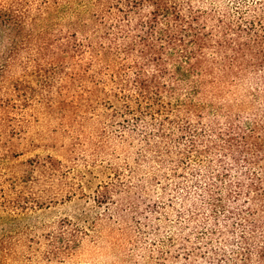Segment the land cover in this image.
Here are the masks:
<instances>
[{
	"label": "trees",
	"instance_id": "1",
	"mask_svg": "<svg viewBox=\"0 0 264 264\" xmlns=\"http://www.w3.org/2000/svg\"><path fill=\"white\" fill-rule=\"evenodd\" d=\"M68 2L74 29L38 27ZM0 24V205L85 194L35 153L45 111L76 162L108 170L93 200L131 262L264 264V0H0ZM89 236L63 217L21 240L64 264Z\"/></svg>",
	"mask_w": 264,
	"mask_h": 264
},
{
	"label": "rangeland",
	"instance_id": "2",
	"mask_svg": "<svg viewBox=\"0 0 264 264\" xmlns=\"http://www.w3.org/2000/svg\"><path fill=\"white\" fill-rule=\"evenodd\" d=\"M73 11V6L69 2L58 7L53 5L48 10L46 21L38 22V27L47 26L50 29L64 31L74 29L76 24ZM6 44L7 34L0 24V55ZM56 126L57 120L54 115H49L45 111L39 112V120L33 132L34 137L42 145L35 153L54 154L76 167L85 194L25 212L12 211L0 205V264H45L40 260L32 262L31 254L21 239L24 240L28 233L41 231L63 217H69L90 232L81 254L64 264H135L125 251L120 231L115 227L111 231L108 220L101 219L105 207H99L93 200L94 190L108 180V170L101 166H85L81 163L82 160L76 162L71 152L72 140L56 132L54 130ZM28 155L30 153L23 157ZM3 160L0 159V162Z\"/></svg>",
	"mask_w": 264,
	"mask_h": 264
}]
</instances>
